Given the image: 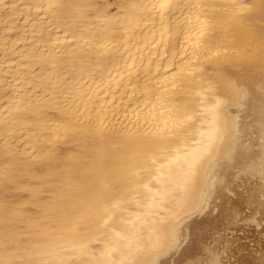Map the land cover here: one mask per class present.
<instances>
[{
	"label": "bare ground",
	"instance_id": "1",
	"mask_svg": "<svg viewBox=\"0 0 264 264\" xmlns=\"http://www.w3.org/2000/svg\"><path fill=\"white\" fill-rule=\"evenodd\" d=\"M121 253L264 264V0H0V264Z\"/></svg>",
	"mask_w": 264,
	"mask_h": 264
},
{
	"label": "snow or ice",
	"instance_id": "2",
	"mask_svg": "<svg viewBox=\"0 0 264 264\" xmlns=\"http://www.w3.org/2000/svg\"><path fill=\"white\" fill-rule=\"evenodd\" d=\"M110 254L114 253L115 250H109ZM121 259L118 261H114L109 259L108 264H136V261L134 259H124L125 256H127V253H121ZM142 264H155V260H148V261H143Z\"/></svg>",
	"mask_w": 264,
	"mask_h": 264
},
{
	"label": "rangeland",
	"instance_id": "3",
	"mask_svg": "<svg viewBox=\"0 0 264 264\" xmlns=\"http://www.w3.org/2000/svg\"><path fill=\"white\" fill-rule=\"evenodd\" d=\"M112 2H114V0H111ZM17 194V195H16ZM28 194L26 192H22V191H18L14 193V200H23V199H27Z\"/></svg>",
	"mask_w": 264,
	"mask_h": 264
}]
</instances>
